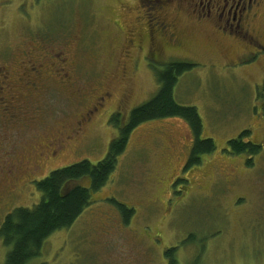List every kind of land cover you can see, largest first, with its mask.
Masks as SVG:
<instances>
[{"label":"rangeland","instance_id":"1","mask_svg":"<svg viewBox=\"0 0 264 264\" xmlns=\"http://www.w3.org/2000/svg\"><path fill=\"white\" fill-rule=\"evenodd\" d=\"M143 6L136 0H0V66L7 63L16 78L27 63L24 53L31 52L38 63L54 62L48 57L59 54L75 82L72 90L86 98L82 103L72 91H62L50 72L51 81L44 80L40 90L21 101L30 109L24 129L0 120V178H7L9 139L13 185L18 183L13 203L0 209V225L14 209L40 202L35 183L52 171L103 160L118 136L110 117L119 113L125 123L133 109L156 95V71L170 62H188L195 66L179 78L174 100L196 108L200 140H213L215 150L184 171L194 139L183 120L137 126L89 207L69 229L53 233L29 264H170V259L176 264H264V50L236 63L245 53L242 47L220 35L214 24L198 22L191 10L172 8L167 14L182 49L166 50L157 62L133 50L123 58L122 46L132 33L142 49L147 47V31L135 22ZM256 25L264 31V13ZM102 92L110 93L104 109L79 137H62L54 158H38L33 156L38 147L28 148L37 152L29 157L34 179L26 187V174L18 172V152L24 150L19 146L46 142L60 121H70ZM245 130L244 142L261 150L232 155L227 141ZM85 181L72 186L88 187ZM112 201L133 210L128 222ZM7 251L0 240V264Z\"/></svg>","mask_w":264,"mask_h":264},{"label":"flooded vegetation","instance_id":"2","mask_svg":"<svg viewBox=\"0 0 264 264\" xmlns=\"http://www.w3.org/2000/svg\"><path fill=\"white\" fill-rule=\"evenodd\" d=\"M136 2H138L139 7H144L143 4L146 7L142 15L135 17V22L143 25L147 31V47L145 50L142 49L140 38L136 35V39H134L132 33L126 38L125 45L122 46L123 58H129L133 50L136 53H143L141 57L143 58L145 55V60L147 56L150 59L148 61L157 62L158 56L166 50L177 53L182 49V41L178 37L175 23L168 18L167 14L172 8L191 10V14L197 21L199 20L198 22L214 24L215 30L220 35L227 37L229 40L232 39L242 47L245 53L238 56L236 63L241 57L247 56L250 52L257 53L264 50V31L256 25L264 13V0H136ZM173 54H169L168 57ZM24 56L27 58V63L21 64L24 72L19 73L16 78L11 75L12 72L7 63L0 66V120L4 121L7 127L13 128L14 126L18 130L26 127L27 124H24L25 114L30 109L21 106V101L29 99L33 93L40 90L44 80L51 81L52 75L49 76L50 72L55 74V85L59 86L62 91L66 93L72 91L70 93L74 94V98L79 99L82 103L83 99H86L85 95L79 94L77 90H72L75 82L69 80V74L66 73L65 67L68 63L64 56L52 54L48 57L54 61H50L51 63L34 61L31 52L24 53ZM136 61L137 58L134 63ZM146 65V67H150L148 62H146ZM11 68L13 69V63ZM59 80L62 85H60ZM109 97L110 93L107 92H102L99 96L93 97L90 106H84L82 111H77L70 121H60L61 124L56 126L51 138L46 142L36 145H33L32 142H22L24 147L19 146V149L24 150L18 152L17 161L21 164V169L18 172L26 174L27 183L24 184L26 187L34 179L32 171L29 172L30 168L27 167L29 157L32 156V153L37 152V149L30 151L28 148L37 146L38 152L33 156L38 158H44L45 160L54 158L55 146L60 144L62 137H67V139L79 137L87 131L88 127L92 125L96 114L104 109V104ZM8 140L7 144L11 146V153H6L5 157L10 162L6 163L9 166L7 171H11L6 172L7 178H0V209L7 204H12L13 199L16 198L14 195L17 194L16 187L18 183L13 185V142L11 143ZM3 144L5 143L3 142Z\"/></svg>","mask_w":264,"mask_h":264},{"label":"trees","instance_id":"3","mask_svg":"<svg viewBox=\"0 0 264 264\" xmlns=\"http://www.w3.org/2000/svg\"><path fill=\"white\" fill-rule=\"evenodd\" d=\"M195 65L188 62H170L161 71L155 72L159 85L156 95L145 104L133 109L128 120L123 123L120 114L114 113L109 124L118 131V136L110 145L107 155L96 165L84 160L52 171L47 177L35 183L41 194L40 202L33 208H16L8 213L0 225V240L8 248L4 264H29L40 256L43 244L55 232L69 229L91 204V196L109 181L115 171L118 157L125 151L131 132L139 125L166 118L183 120L194 139L184 171L201 163V158L211 154L215 145L211 139L200 140L202 122L196 108L181 106L174 100V89L179 78ZM247 130L227 141L232 155L259 153L261 147L244 142ZM89 180V186L78 183ZM86 182V181H85ZM128 222L132 209L112 201ZM171 251L166 255H170ZM169 258V257H168ZM170 264H176L170 259Z\"/></svg>","mask_w":264,"mask_h":264}]
</instances>
